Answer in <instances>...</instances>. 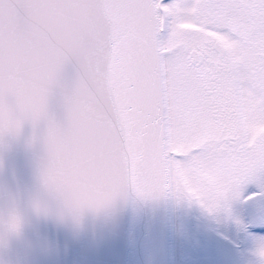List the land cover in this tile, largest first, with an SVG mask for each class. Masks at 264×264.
<instances>
[{
    "label": "snow or ice",
    "instance_id": "obj_1",
    "mask_svg": "<svg viewBox=\"0 0 264 264\" xmlns=\"http://www.w3.org/2000/svg\"><path fill=\"white\" fill-rule=\"evenodd\" d=\"M73 60L62 128L49 97ZM41 119L44 185L74 216L181 185L211 213L202 168L264 199V0H0V135Z\"/></svg>",
    "mask_w": 264,
    "mask_h": 264
},
{
    "label": "water",
    "instance_id": "obj_2",
    "mask_svg": "<svg viewBox=\"0 0 264 264\" xmlns=\"http://www.w3.org/2000/svg\"><path fill=\"white\" fill-rule=\"evenodd\" d=\"M78 72L71 61L64 86L49 97V116L62 128L68 126L66 94ZM47 133L48 119H41L0 135V264H173L171 193L144 198L126 187L107 205L74 216L44 185L51 164ZM203 238L213 249L197 264H241L228 239L210 230Z\"/></svg>",
    "mask_w": 264,
    "mask_h": 264
},
{
    "label": "flooded vegetation",
    "instance_id": "obj_3",
    "mask_svg": "<svg viewBox=\"0 0 264 264\" xmlns=\"http://www.w3.org/2000/svg\"><path fill=\"white\" fill-rule=\"evenodd\" d=\"M251 178L247 174L224 176L219 173L218 179L222 187L221 192H224L225 197H221V192L219 191H211L212 200L218 205V208H214V211L211 213L197 202L195 193H189L183 185L180 186L181 191L185 194V200L183 202H185L186 207L196 204L200 208L196 213L202 212L205 215L207 222L212 226V232L214 231L222 235L223 238L229 239L233 245L237 246L243 264H252L253 262L259 264L256 259L247 256L245 250L251 247L256 234L264 233V231L259 230L257 227L260 224H264V199L245 202L241 198L242 193L246 196L258 190L257 185L249 183ZM230 201L231 203L234 202L235 206L233 209H231ZM222 207L224 208L221 210ZM220 218L225 223L223 231L220 228L223 224H219ZM198 219L200 222L203 220L200 216ZM206 254H200L202 256L200 259L206 257Z\"/></svg>",
    "mask_w": 264,
    "mask_h": 264
},
{
    "label": "rangeland",
    "instance_id": "obj_4",
    "mask_svg": "<svg viewBox=\"0 0 264 264\" xmlns=\"http://www.w3.org/2000/svg\"><path fill=\"white\" fill-rule=\"evenodd\" d=\"M200 180L208 186V189L210 191V194L207 193H200V198L205 201V203H210L214 208H218L217 203L212 200V192L211 191H219L221 192V183L218 179L219 172L212 168H202L199 170L198 173ZM199 184H193L194 189H199ZM178 194L173 193V250H174V264H197L202 256L197 253V249L194 247V244L192 243L195 239L198 244L202 246L204 249V253H207L206 257L210 256V252L212 250V246L208 245L203 238V234L205 231L210 230L212 232V226L209 222H207V219L205 215L201 212L198 215L197 213H193L190 215L188 212V207H186L185 202V194L181 191ZM221 197H225L224 192H221ZM231 209H233L234 202L231 203ZM224 207L221 208V210ZM196 219V221L193 219ZM202 218L203 220L200 222L198 217ZM220 223L223 224L220 226L221 231H223L225 223L221 221ZM228 225V223H227ZM261 238L264 239V233L256 234L255 240L253 241L250 248L246 249V255L249 257H253L258 261L259 264H264V261L261 260V258L256 255V248L257 243L256 239ZM202 249V250H203ZM200 255V256H199ZM205 258V257H204ZM202 258V259H204ZM252 264H255L254 262Z\"/></svg>",
    "mask_w": 264,
    "mask_h": 264
},
{
    "label": "clouds",
    "instance_id": "obj_5",
    "mask_svg": "<svg viewBox=\"0 0 264 264\" xmlns=\"http://www.w3.org/2000/svg\"><path fill=\"white\" fill-rule=\"evenodd\" d=\"M10 227V229H11V231L13 232V234L15 233V231H16V228L15 227H13V226H9Z\"/></svg>",
    "mask_w": 264,
    "mask_h": 264
}]
</instances>
